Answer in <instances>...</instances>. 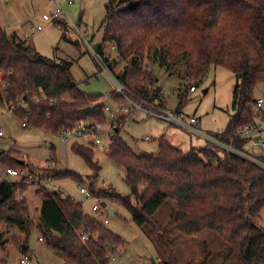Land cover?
Returning <instances> with one entry per match:
<instances>
[{"label": "trees", "instance_id": "16d2710c", "mask_svg": "<svg viewBox=\"0 0 264 264\" xmlns=\"http://www.w3.org/2000/svg\"><path fill=\"white\" fill-rule=\"evenodd\" d=\"M131 2L138 4L133 10L128 7ZM63 26L67 28L65 22ZM100 26L102 44H113L117 54L127 60L121 77L110 75L134 102L166 110L158 80L146 70V63L182 81L176 113L186 105V92L195 88L210 68L220 67L237 79L235 114L222 134L231 136L251 122L248 104L256 87L264 84V0H108ZM102 44L96 52L103 56ZM105 64L110 71L113 62L109 54ZM0 77V101L10 106L21 99L28 104L29 115L21 110L13 114L25 128L54 134L78 123L107 125L103 96H87L79 89L71 63L41 56L27 40L8 35L1 27ZM1 85L5 86L4 98ZM112 101L125 105L119 95ZM111 125L117 131L111 134L106 156L124 171L130 194L108 196L130 214L138 228L151 231L161 249L160 264H180L169 236L171 228L185 238L205 231L217 234L229 247L221 264H264V229L257 223L264 208L263 170L206 146L184 152L164 137L158 140L156 154L136 156L121 137L126 119ZM90 146L74 143L70 150L96 174L99 166ZM25 164L16 151L0 153V166L20 170ZM52 176L57 182L72 180L84 185L82 177L70 171ZM27 189L23 180H0V248L11 243L25 255L27 239L38 227L42 241L64 263L110 264V256L124 243L121 237L87 215L81 201L43 188L35 191L41 202L36 224L24 198ZM88 189L95 198L93 186ZM169 200L176 209L164 226L155 220V214ZM3 225L17 228L25 243L16 237L8 240L9 233L1 231ZM82 235L88 240L82 241ZM93 236L97 240H92ZM210 257L207 254L200 264H207Z\"/></svg>", "mask_w": 264, "mask_h": 264}, {"label": "rangeland", "instance_id": "374dc122", "mask_svg": "<svg viewBox=\"0 0 264 264\" xmlns=\"http://www.w3.org/2000/svg\"><path fill=\"white\" fill-rule=\"evenodd\" d=\"M67 21L78 25V32L73 30L68 34L57 28L63 27L64 22L54 24L42 22L41 17L52 12L53 4L49 0H0V27L8 35H16L27 40V44L36 49L43 57L54 59L56 62L71 63V74L79 85V89L87 96H103L102 105L106 111L107 125L103 126L99 135L100 146H90L94 150V159L98 163V173H92L82 159L73 154L70 145H64L54 139L52 134L33 128H23L22 121L9 113L6 101H0V153L10 150L20 153L26 161L25 168L38 176H51L57 173L70 171L81 176L84 185L93 186L96 197L86 200L79 193V185L72 180H63L56 185L59 192L69 194L72 198L81 201L83 210L91 217H100L106 220L105 227L121 237L123 245L116 249L117 254L110 264H159L161 249L156 243L151 231L144 227L138 228L131 222L130 214L108 196L115 193L127 197L130 190L125 183V173L106 156L111 134L115 131L112 123L126 119V126L121 134L122 139L130 150L141 156L146 153H157V143L162 134L167 141L181 151L189 150L188 134L166 121L146 115L140 110H132L130 105H122L125 111L116 112V104L107 100V96L114 90L112 78H119L123 74L125 59L121 58L113 44L103 43V28L101 22L104 17V5L108 0H77L73 5H67L65 0H58ZM120 1V0H115ZM41 26L40 32H33L32 28ZM81 33L92 38L93 46L102 44L104 54L111 56L113 66L108 74L99 70L82 42ZM146 70L153 73L158 80L157 86L161 90L160 99L166 111L183 121L194 117L201 123V129L209 133L221 134L235 114L233 109L234 88L236 76L226 69L212 67L206 77L195 83L196 92H186V105L176 113L179 104V94L182 92V81L169 77L163 68L146 63ZM1 78V77H0ZM1 80V79H0ZM117 81V79H116ZM118 82V81H117ZM1 84V81H0ZM2 86V85H1ZM2 91V88H1ZM254 98L264 97V84H260L253 92ZM5 97V94H2ZM121 106V105H120ZM174 127V128H173ZM173 134V135H171ZM188 135V136H187ZM148 137L151 141L145 142ZM172 138V139H171ZM85 146V145H84ZM88 147V146H87ZM247 148H245V151ZM56 155V156H55ZM36 187H29L24 194L28 202L29 215L37 224L40 209V199L35 194ZM99 208L98 214L91 212V207ZM176 204L169 200L155 214V220L161 225H168L171 213ZM109 211H115L111 215ZM264 229V208L257 220ZM1 231L10 233L8 240L19 234V243H25V236L15 227L3 225ZM169 236L172 239L176 256L180 264H200L207 254H211L207 264H221L229 253V247L213 232H202L195 238L181 236L175 228H171ZM42 237L36 227L27 239V256L30 264H66L46 244L38 241ZM23 258L20 250L13 244L0 248V264H20Z\"/></svg>", "mask_w": 264, "mask_h": 264}, {"label": "built area", "instance_id": "2783aa9c", "mask_svg": "<svg viewBox=\"0 0 264 264\" xmlns=\"http://www.w3.org/2000/svg\"><path fill=\"white\" fill-rule=\"evenodd\" d=\"M49 1L53 4L52 12L48 15H43L41 17L42 22L46 24H54L56 21L65 22V24L67 25L66 29L60 27L59 24L57 25V28H59V30L63 32V34H68L71 30L79 33L78 25H74L71 22L67 21L65 14L59 5V1ZM76 1L77 0H65L67 5H73ZM32 30L33 32H40L42 30V27L38 25L35 28L33 27ZM80 35L82 36V42L84 43L88 53L92 57L95 64L100 70L108 74V67L105 64V59L108 57V54H104L102 56L97 53L94 49L92 40L89 35L84 33H81ZM110 78H112L111 84L114 86V90L112 91V94L107 96V100L112 101L113 96L119 95L124 99L125 104L130 105L132 110H140L146 115L162 119L169 125L174 126L187 133L194 142L200 144L201 146L216 149L228 156H236L264 171V97L254 98L248 104V109L251 113L252 120L250 123L239 127L234 134H232L231 136L223 135L222 133L210 134L200 128L198 120L194 117L190 118L188 121H183L181 119H178L174 115V113L168 112L166 110L147 108V105L144 102H134L128 97V92L125 90V88L119 85L111 75ZM4 88L5 86H2V94H5L3 92ZM195 90L196 89L194 87H191L189 89V92L194 93ZM40 98L45 100L42 93H40ZM34 102L37 103L38 101H32V103ZM49 103L54 104L53 101H49ZM18 110L24 111L29 115L28 104L24 100L20 99L16 102L15 105L8 106V111L11 114H14V112ZM107 110L108 109L105 107V112ZM119 111L125 110L123 106L116 105V112ZM22 127L25 128V124H22ZM101 129L102 126L95 122L78 123L75 125H69L64 130L52 134V137L61 141L64 145L71 146L74 143H79L86 146L93 145L96 147L101 145V140L99 138ZM145 140L150 141L149 138H146ZM245 148H247L246 150L248 151H245ZM0 180L8 183L14 182V180H23L29 187L35 186L36 188H43L50 191H59V187L56 185V183L58 182L53 178L52 175L38 176L33 174L32 171H30L28 168L15 170L6 166H0ZM79 193L86 200L92 199L89 189L87 187H83V185H79ZM62 195L66 198H72L69 194H66L64 192H62ZM91 212L98 214L99 208L96 205H93L91 207ZM94 218H96L98 222H100L104 226L107 224V221L102 220L100 217ZM88 238L89 237L86 235L81 236V240L84 242L87 241ZM92 240H97V236H93ZM39 241L42 242V239L39 238ZM110 247L111 244L107 246L108 249ZM114 256H110V259L114 260ZM30 263V258L27 255L23 256V258L20 260V264Z\"/></svg>", "mask_w": 264, "mask_h": 264}, {"label": "crops", "instance_id": "0c3cea01", "mask_svg": "<svg viewBox=\"0 0 264 264\" xmlns=\"http://www.w3.org/2000/svg\"><path fill=\"white\" fill-rule=\"evenodd\" d=\"M20 38V37H19ZM24 39V38H23ZM97 45H99V44H97ZM161 89V88H160ZM196 92V91H195ZM167 110V109H166ZM201 123L199 122V125H200ZM172 127V126H171ZM174 128V127H173ZM201 128V127H200ZM177 129V128H176ZM116 130V129H115ZM202 130H204V129H202ZM205 131V130H204ZM205 132H208V131H205ZM209 133V132H208ZM210 134H216V133H210ZM171 135H173V134H171ZM188 136V135H187ZM161 137H166V134H162L159 138H161ZM146 138H148V137H145L144 138V141L145 142H150V141H146L145 139ZM172 139V138H171ZM188 139H189V150L192 148V147H199V146H201L200 144H198V143H196V142H194L193 141V139L190 137V136H188ZM170 143L173 145V143H172V141H170ZM2 152H4V151H2ZM146 154H154V153H146ZM56 156V155H55ZM78 201V200H77ZM83 207V206H82ZM109 213L111 214V215H113V214H115V211H109ZM87 214V213H86ZM88 215V214H87ZM10 236V233L8 234V237ZM8 237H7V239H8ZM14 237H16L17 239H19V234L18 235H15ZM38 241H39V238H38ZM43 242V241H42ZM27 254V253H26ZM25 254V255H26ZM25 255H23V256H25ZM30 261H31V258H30Z\"/></svg>", "mask_w": 264, "mask_h": 264}, {"label": "water", "instance_id": "95a60500", "mask_svg": "<svg viewBox=\"0 0 264 264\" xmlns=\"http://www.w3.org/2000/svg\"><path fill=\"white\" fill-rule=\"evenodd\" d=\"M137 5H138L137 3H133V2H131V3L128 4V7H129V9L133 10V9H135V7H136ZM97 48H98V45H95V46H94V49L97 50ZM115 131H117V129H116ZM153 264H154V262H153Z\"/></svg>", "mask_w": 264, "mask_h": 264}]
</instances>
